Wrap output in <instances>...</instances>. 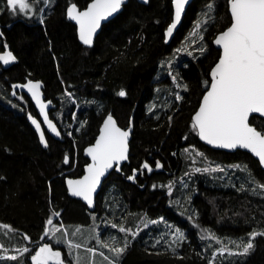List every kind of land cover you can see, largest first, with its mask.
<instances>
[{"label":"trees","instance_id":"16d2710c","mask_svg":"<svg viewBox=\"0 0 264 264\" xmlns=\"http://www.w3.org/2000/svg\"><path fill=\"white\" fill-rule=\"evenodd\" d=\"M5 1L0 0V7ZM90 1L51 0L41 15L30 19L8 18L6 10L0 14V51L8 47L16 57L8 67L0 62V225L9 226L16 247L30 248L0 264H33L31 257L45 243L62 251L64 264H74L70 254L76 252L81 253L80 264H93L94 257L96 263L108 264L87 251L96 247L110 253L102 243L110 247L127 243L113 264H264V236H256L246 255L219 254L224 246L231 253L242 252L231 242L247 243L250 233L264 232V189L254 194L243 185L245 173L264 184V169L247 151L205 145L192 127V115L220 55L213 39L231 23L229 0H194L170 43L165 42L164 32L172 18V0L148 4L129 0L87 47L79 41L66 10L71 3L84 8ZM203 11L210 14L203 34L206 50L179 57L172 73L181 82L183 99L176 100L170 68L162 71L161 63ZM159 73H163L161 81ZM29 79L42 81L46 98L53 103L51 116L63 133L61 139L48 135L47 148L27 119L30 112L38 115L31 99L14 88ZM160 82L163 90H170V103L154 115L148 107ZM121 90L126 96L117 94ZM109 113L124 128L133 117L134 132L129 160L104 180L92 211L68 195L65 177L83 173L88 162L83 150L94 142ZM251 123L264 131V118L256 115ZM189 146L201 151L210 164L240 165L245 171L235 170L223 183L197 172L183 187L181 175L192 164ZM157 162L162 167L157 168ZM197 162L201 163L200 156ZM144 163L152 171L144 169ZM134 170L135 179L129 180ZM50 218L65 225L59 243L49 237ZM166 221L185 230L183 240L159 235ZM120 226L131 232H120ZM81 228L93 238L86 240ZM134 232L138 234L133 236ZM209 233L217 239L208 238ZM67 234L81 245L79 249L67 247Z\"/></svg>","mask_w":264,"mask_h":264},{"label":"snow or ice","instance_id":"6c2138e0","mask_svg":"<svg viewBox=\"0 0 264 264\" xmlns=\"http://www.w3.org/2000/svg\"><path fill=\"white\" fill-rule=\"evenodd\" d=\"M173 2L175 14L173 22L166 30L168 37L173 35V31L180 23L187 0H173ZM6 3L13 12L26 13L31 12L33 8L31 0H6ZM123 3L124 0H92L86 10L79 11L75 4L67 9L68 17L79 25V39L83 44L92 45L93 36L100 28L101 21L117 13ZM208 7L211 9L213 6L209 4ZM229 7L231 24L214 41L222 49V55L211 70L210 89L203 96L199 110L194 116L192 127L198 132L200 139L208 144L225 149H247L258 158L261 165H264V131L257 130L250 123V119L256 115L264 118V0H229ZM200 27L201 22L197 21L196 30ZM196 30L193 31L192 35H197ZM205 50L204 47L200 48L201 53ZM189 55H191L190 52ZM15 61L16 57L10 50L0 54V62L4 65ZM22 87L27 88L36 104L39 105L43 122L47 124L51 132L59 136L60 133L56 126L48 118L47 104L41 99L40 83L29 81ZM184 90L187 91V85H184ZM13 94L15 95V93ZM117 94L121 97L126 96L124 90ZM175 98L176 100L183 99L179 94ZM29 119L39 133L41 143L47 147L40 122L31 115ZM130 131V129L122 130L119 128L112 115H108L95 145L87 149L88 155L92 158V163L87 168V175L81 180L68 181V187L73 196L82 197L89 206H92L93 193L96 191L101 177L114 164L119 165L121 161L128 159ZM65 163H68L67 157ZM142 167L149 172L152 171L148 163H144ZM156 167L160 168L162 165L157 162ZM235 167L239 168L240 166ZM195 171L199 172L201 169H195ZM203 171L214 172L224 171V169L219 167L205 168ZM128 179H135V170ZM257 187L264 189V184H258ZM169 192H171V188H169ZM253 193L255 194V189H253ZM55 215L59 216V213H55ZM47 224L52 225L53 220L50 218ZM2 227L8 228L9 226L2 225ZM111 227L116 228L117 225L112 224ZM55 231H59V229H55ZM119 231L131 232L130 229L123 226L119 227ZM47 234L46 230L45 235ZM137 234L132 233L133 236ZM249 236L250 239L247 243L236 244L235 241L231 242L237 248L242 247V252L231 253L227 246H224L219 249V254L223 255L228 251L230 255H246L254 247L252 241L256 236H264V232H252ZM208 238L217 239L211 233H209ZM183 239V233L177 229L174 242ZM113 243H115L114 239ZM68 247L69 249H79L81 245L69 241ZM101 247L109 248L114 256L119 257L126 250L127 243L123 247H110L109 244L102 243ZM22 251L27 252L28 249L25 248ZM87 251L94 252L93 249H87ZM10 258L16 259L15 256ZM104 258L109 259L107 256ZM31 259L33 264H49L50 260L54 261L55 264H64L61 253L53 251L47 244L40 247ZM77 264H79L78 260ZM110 264H112L111 261Z\"/></svg>","mask_w":264,"mask_h":264},{"label":"rangeland","instance_id":"374dc122","mask_svg":"<svg viewBox=\"0 0 264 264\" xmlns=\"http://www.w3.org/2000/svg\"><path fill=\"white\" fill-rule=\"evenodd\" d=\"M31 2L33 3V8H32L31 12H26V13H20L18 11L13 12L8 7V5L6 3L5 6L0 7V14H2L4 12V10H6L5 14H6V17H8V18H14L17 16L31 18L34 16L41 15L43 9L48 5L49 2H51V0H31ZM209 20H210V14H208L205 11L200 13L199 17L193 23L191 29L187 32V34L184 36V38L180 41L179 45L174 48V51L172 52V54L162 61V63H161L162 71H164L165 68H168V66H169V68H170L169 74H171L173 69H174V66L176 65V63L179 59V57L184 53L189 54V52H190L191 55H196L195 53L202 54L200 52V48L204 47L206 49V45H205L204 38L200 39V37H203L204 29L206 28ZM197 21L201 22V27L198 30H196V28H195ZM194 30L197 31V35H192ZM162 76H163V73L162 74L159 73L158 79L160 80ZM171 82H173L174 86L177 88V91L174 93V96L176 97L177 94H179L181 96L182 95L181 90H180L181 82L179 81V79L177 78L176 75H173V73L171 74ZM163 87H164L163 83L160 82V84L156 86V96L149 102L148 110L154 115H156V114L158 115V113L163 108L167 107L170 103V101H169L170 90L169 91L163 90L164 89ZM157 109H158V111H157ZM187 152L189 153L188 159L190 160V162H192V164L189 165L188 168L186 169L185 173L183 175H181L182 179L179 182L182 183L183 187L189 186L191 177H194L195 174L197 173V171H195V169H201V171H199V172L200 173H207V176H209V177L218 178L221 183H223L224 181L229 182L230 181L229 178L231 177V174H233V172L235 170L245 171V169L240 165H239L240 167L237 168V167H235L237 165L224 166L221 164H210L207 160H205V158H203V153L199 150H196L192 146L188 147ZM197 153L202 154V155H198ZM199 156L201 157V163L200 164L197 162ZM217 167L223 168L224 171H214V172L213 171H208V172L203 171V169H205V168L211 169V168H217ZM243 177H244L243 185L245 187H247L249 190L255 189V192H260V193L262 192L263 189L257 187V185L260 184V182L258 180H256L254 177H251V175L249 173H245L243 175ZM170 188H172V187H170ZM55 229H59V231H60L61 229L66 230V228H65V225H62V223L60 222V223H53L48 230L49 231V237H51L53 240H55L57 243H59L60 242V240H59L60 234H59V231H55ZM177 229L183 233V236L186 235L185 230L175 226L173 223L168 222V221H166V223H165V229H161L158 233L161 237L164 236V237H167L168 239L175 240ZM79 230L81 233L84 234L86 240H90L91 238H93V234H91L89 231H87L86 228H81ZM101 231H100V233H101ZM134 233H137V232H134ZM97 234H99V232ZM97 234H94V235L96 236ZM106 237L109 238V233H106ZM11 239H12L11 230L9 228H4L0 225V260H4V259L9 260V259H11L10 257H12V256L19 257V256H21V254L24 253L22 250L27 248V247H24V248L16 247V244H13ZM69 241H71V239H70V236H68V234H67L66 235V244L67 245H68ZM72 243L74 244V242H72ZM27 249L30 250V248H27ZM90 249L94 250V252H90L91 255L93 254L92 256H96L97 254H99L103 258L105 256H107L109 258L108 260H106V261H108V264H110V261L113 264V261L116 260L113 253L112 252L109 253L105 249H102V251L100 250L101 252L98 251L96 249V247H92ZM101 253H103V255H101ZM70 256H72L74 258V264H77V260L81 263V257H82L81 253H79V252L78 253L77 252L72 253V254H70ZM93 260H94L93 264H101V263H96L95 257Z\"/></svg>","mask_w":264,"mask_h":264},{"label":"water","instance_id":"95a60500","mask_svg":"<svg viewBox=\"0 0 264 264\" xmlns=\"http://www.w3.org/2000/svg\"><path fill=\"white\" fill-rule=\"evenodd\" d=\"M138 1H139L140 3H143V4H148V3H149V0H138ZM193 1H194V0H187V3H186L185 8H184V11L182 12V15H181V21H180V23L177 25V28L173 31V35H172L171 37H168V36L166 35V30H167V28L169 27V25L173 22V20H174V14H175V5H174V2H173V0H172V18H171V21H170V23L168 24V26L166 27L165 32H164V34H165V42H166V43H170V42H172L173 38H174L175 35L177 34V31L180 29V27H181V25H182V22H183L184 16H185V14H186V11H187L189 5H190ZM91 2H92V0H91V1H90V2H89L84 8H80L76 3H71V4L68 5L67 9H68L70 6H72L73 4H75L76 7H77V9H78L79 11H83V10H86L87 6H88ZM128 2H129V0H124V3H123V5H122L121 9H120L117 13L113 14V16H111V17H108L106 20L101 21V26H100L99 29H97L96 33L94 34V36H93V43H92L91 46H93L94 41H95V38H96L97 35L100 33V31H101V29H102V26H103L105 23H107L108 21H110L111 19H113L114 17H116V16H117V15L123 10L124 5L127 4ZM228 8H229V12H230L229 1H228ZM66 15H67V10H66ZM67 18H68L72 23H74V24L76 25L77 36H78V39H79V25H78L74 20H71V19L68 17V15H67ZM230 24H231V23H230ZM229 26H230V25H229ZM229 26H228V27H229ZM228 27H226L224 30L220 31V32L215 36V38L213 39V44H214V46H215L217 49L220 50V55H219V57L222 55V49H221L219 46H217V45L214 43V41H215L216 37H217L220 33H222L223 31H225ZM79 41L83 44V42H82L80 39H79ZM83 45H85V44H83ZM85 46H87V47H91V46H88V45H85ZM9 50H10V48L7 47L6 49H4V51L0 52V54H3L5 51H9ZM10 51H11V50H10ZM11 52H12V51H11ZM12 53H13V52H12ZM13 55H14V53H13ZM14 56H15V55H14ZM218 61H219V58H218V60L216 61V63H218ZM1 63H2V62H1ZM12 63H13V62H12ZM12 63L7 64L6 66L11 65ZM216 63L212 66V68L215 67ZM2 64H3V63H2ZM3 65H4V64H3ZM212 68H211V70H212ZM211 70H210V72H209V76H210V83H209V86L207 87L206 91H205L204 94L202 95L201 100H200V103H199V105H198L196 111H195V112L193 113V115H192V119H194V116H195L196 112L199 110V107H200V105H201V103H202V101H203V96H204V95L206 94V92L210 89V84H211V75H210V73H211ZM29 81H31V82H33V83H36V82H39V83H40V85H41V87H40L41 99H42V101H43L45 104H47L46 112H47V114H48V118H49V120H51L52 123L56 126L57 131H59V133H60L59 136H57L55 133L51 132V130L48 128L47 124H45V123L43 122V116H42L41 113H40L39 105L36 104L35 100L32 98V95H31V93L28 92L27 88L22 87L23 85H26ZM17 86H21V87H17ZM14 88H15L18 92H21V93L26 94V95L31 99V101H32V103H33V105H34V107L36 108V111H37V114H38V115L32 114V113L30 112V113L27 114V119H28V122L31 124V126L33 127V129H34L35 131H36V128H35V126L32 124L31 120L29 119V116L31 115V116H32L33 118H35L38 122H40V124H41V129L44 131V134H45V139H46V142H47V147H48V144H49V143H48V138H47V133H49V134H50L52 137H54V138H61V135H62V134H61V129L59 128V126H58V124L56 123V121L50 117V110L52 109V102H51L49 99L46 98V95H45L44 90H43V83H42V81H41V80H35V79H29V80H27V81H25V82H17V83H15V84H14ZM49 102H50V103H49ZM109 114H110V113H109ZM109 114H107V115L105 116V118L103 119V121H102V123H101V125H100V128H99V133H98L96 139L94 140V142L91 143V144H89V145H87V146L84 148V150H83V154H84V156L88 158V162H87V163L85 164V166H84L83 173H82L80 176H78V177H73V176H66V177H65V184H66V188H67V193H68V195H69L70 197H72V198H75V199H79V200H81V201H82V202L88 207V209H89V210H92V211L95 210V208H96V204H97V195H98V193L100 192V190H101V188H102V185H103V183H104V180L109 176V174H110L113 170H116V171L119 172V171L121 170V168L123 167V165L129 160V154H130V141L132 140V136H133V132H134V121H133V118L130 120V124H129V126L126 127V128H124V127H122L121 125H119V123L117 122V120H116V118L114 117V115L110 114V115H112L113 119L116 121V124H117V126H118L119 128H121L122 130H128V129L131 130V131H130V136H129V139H128V159H127V160H124V161H121V162L119 163V165H115V164H114L113 167H112L111 169H108V170L106 171L105 175L101 177L100 183L97 185L96 191L93 193V204H92V206H89L88 203H87V201H85L82 197L73 196V195L71 194V191H70V189H69V187H68V181H69V180H73V181H75V180H81V179H83V177H84L85 175H87V168H88V166L92 163V158H91V156L88 155V153H87V149L95 145L97 139L99 138V135H100L101 129L103 128L104 121L106 120V118L108 117ZM258 116H259V115H258ZM250 123H251V119H250ZM251 124H252V123H251ZM252 125H253V124H252ZM253 126H254V125H253ZM257 130H259V129H257ZM260 131H261V130H260ZM36 133H37V136H38V139H39V133H38L37 131H36ZM197 136H198V139H199L202 143H204L205 145H207V146H209V147H211V148H214V149L225 150V151H228V152H233V151H236V150L240 149V150L247 151V152H249L250 154H252L249 150H247V149H243V148H237V149H225V148L216 147V146H213V145L208 144V143L205 142L204 140H201L200 137H199V135H198V132H197ZM39 142H40V144H41L44 148H47V147H45L44 144L41 143L40 139H39ZM252 155L258 160V158H257L254 154H252ZM67 158H68V157H67ZM258 161H259V160H258ZM260 165H261V164H260ZM261 167L264 169V165H261Z\"/></svg>","mask_w":264,"mask_h":264},{"label":"flooded vegetation","instance_id":"af4514ba","mask_svg":"<svg viewBox=\"0 0 264 264\" xmlns=\"http://www.w3.org/2000/svg\"><path fill=\"white\" fill-rule=\"evenodd\" d=\"M3 51V50H2ZM2 51H0V52H2ZM4 67H8V66H6V65H3ZM10 66V65H9ZM0 71H1V68H0ZM45 244H47L49 247H51L52 248V250L53 251H59L60 253H61V256H62V251L60 250V249H56V248H54L53 246H52V244H49V243H45ZM45 244H43L41 247H43ZM39 251V249L37 250V252ZM49 264H55V262L54 261H49Z\"/></svg>","mask_w":264,"mask_h":264},{"label":"bare ground","instance_id":"6f19581e","mask_svg":"<svg viewBox=\"0 0 264 264\" xmlns=\"http://www.w3.org/2000/svg\"><path fill=\"white\" fill-rule=\"evenodd\" d=\"M30 19V18H29ZM64 91V90H63ZM66 91V90H65ZM65 93V92H64ZM51 101V100H50ZM36 109V108H35ZM52 109H53V103H52ZM52 109L50 110V117L52 118V116H51V111H52ZM37 112V111H36ZM133 118V117H132ZM52 119H54V118H52ZM55 120V119H54ZM56 121V120H55ZM133 121H134V119H133ZM56 123H57V121H56ZM58 124V123H57ZM59 126V125H58ZM60 128V127H59ZM61 138H62V136H63V133H62V131H61ZM48 135H50L49 133H47V138H48ZM51 136V135H50ZM54 138V137H53ZM61 138H56V139H61ZM104 222V221H103Z\"/></svg>","mask_w":264,"mask_h":264}]
</instances>
